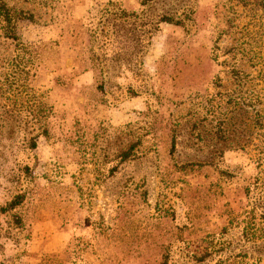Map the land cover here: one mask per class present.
<instances>
[{"label": "rangeland", "instance_id": "obj_1", "mask_svg": "<svg viewBox=\"0 0 264 264\" xmlns=\"http://www.w3.org/2000/svg\"><path fill=\"white\" fill-rule=\"evenodd\" d=\"M0 1V264H264V0Z\"/></svg>", "mask_w": 264, "mask_h": 264}, {"label": "trees", "instance_id": "obj_2", "mask_svg": "<svg viewBox=\"0 0 264 264\" xmlns=\"http://www.w3.org/2000/svg\"><path fill=\"white\" fill-rule=\"evenodd\" d=\"M153 2V0H140L139 2V6L140 7H144L146 5H148L149 3ZM107 6H112V8L114 7L111 3L108 2ZM9 9H7V7L5 6L4 3H2L0 1V16H2L3 18L0 20L1 24H0V29L2 31L3 37L7 38V39H11L12 41L17 40L16 36L14 34V16L11 14H9ZM103 15H104V19L106 20H115V19H119V18H125V17H134V13H128L125 14L123 12V10H120L119 8H116L115 13L113 12V10L111 9H103ZM188 15L184 14L181 18H174L173 15H169V14H163L160 15V17L158 18L157 23H167V24H174V25H179L182 24V22L187 19ZM103 19V20H104ZM90 35L89 37L91 38L92 36H94V30H88ZM92 34V36H91ZM28 49V48H26ZM84 65H88V66H93V56L90 55L89 57H87L86 59H81L80 60ZM83 71H85L83 69ZM127 155V153L123 154V157L125 158V156ZM62 260L60 258H57L55 255L51 256V257H42V259H40L38 264H62L61 263Z\"/></svg>", "mask_w": 264, "mask_h": 264}]
</instances>
